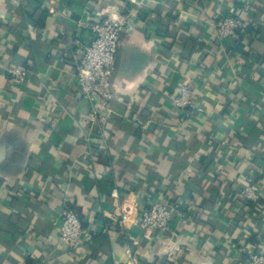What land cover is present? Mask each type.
<instances>
[{"label":"crops","instance_id":"0c3cea01","mask_svg":"<svg viewBox=\"0 0 264 264\" xmlns=\"http://www.w3.org/2000/svg\"><path fill=\"white\" fill-rule=\"evenodd\" d=\"M135 1L0 0V264H246L264 252V0ZM221 14L250 26L218 39ZM120 15L114 96L91 126L73 40L86 39L84 16ZM14 65L29 70L20 84ZM182 81L190 113L173 106ZM248 176L260 198L242 209L229 199ZM155 201L179 203L171 232L120 221ZM71 204L76 249L59 237Z\"/></svg>","mask_w":264,"mask_h":264},{"label":"built area","instance_id":"2783aa9c","mask_svg":"<svg viewBox=\"0 0 264 264\" xmlns=\"http://www.w3.org/2000/svg\"><path fill=\"white\" fill-rule=\"evenodd\" d=\"M247 24L232 14H221L214 23V29L218 39L230 40L236 39L239 30L244 29ZM79 26L86 30V39L73 40L76 46L73 55L76 81L81 99L89 105V123L91 126L99 127L101 113L114 96L112 76L115 69V53L120 36L129 26V19L128 15L104 16L98 20H90L88 16H84ZM28 73L29 70L24 65L6 68L7 76L18 84L26 79ZM172 102L179 111L190 113L192 95L186 81L178 83ZM239 194L242 199L252 203L258 202L260 198V192L253 188L250 176L246 185L239 190ZM178 207V202L168 205L155 201L132 214V208L127 206L120 215V221H128L154 236L163 235L172 231L171 220ZM82 232L77 213L70 206H65L61 213L60 239L70 249H76L82 241ZM246 264H264V253L248 252Z\"/></svg>","mask_w":264,"mask_h":264},{"label":"trees","instance_id":"16d2710c","mask_svg":"<svg viewBox=\"0 0 264 264\" xmlns=\"http://www.w3.org/2000/svg\"><path fill=\"white\" fill-rule=\"evenodd\" d=\"M249 26H250V24H247V26H245L244 29L247 30V28ZM244 29H240L239 30L238 36H239L240 32H242ZM204 159H210V157L208 156V157L202 158V160H204ZM229 203L234 204L235 206L241 207L242 209L247 208L249 205H253L250 201L242 199L241 196H240V194H239V191H232L231 196H230V199H229ZM69 206L76 212V209L73 207L72 204L69 205ZM252 238H253V236H250L248 239L251 242H253V239ZM257 251H258V249L255 248L254 252H257Z\"/></svg>","mask_w":264,"mask_h":264}]
</instances>
